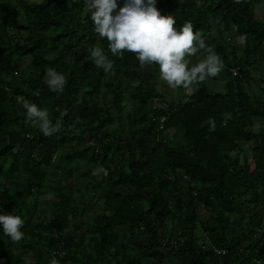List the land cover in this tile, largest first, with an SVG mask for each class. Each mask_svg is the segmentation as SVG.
<instances>
[{
    "label": "trees",
    "instance_id": "obj_1",
    "mask_svg": "<svg viewBox=\"0 0 264 264\" xmlns=\"http://www.w3.org/2000/svg\"><path fill=\"white\" fill-rule=\"evenodd\" d=\"M260 1L159 0L157 6L176 17L177 27L192 21L204 39L212 28L209 19L217 18L243 38L248 59L263 60L264 22L251 10ZM98 40L107 51L108 41L95 33L84 0H0V206L15 209L26 221L25 237L18 242L0 228V264H48L53 255L61 264H142L138 251L161 262L173 255L177 264H233L243 257L264 261V230L256 234L261 213L241 204L237 194L241 186L264 182V132L248 130L264 116V100H253L243 84L248 59L234 55L228 64L232 79L225 94L211 93L200 82L194 100L161 107L153 102L159 65H141L132 52L114 56L108 51L115 65L105 73L87 50ZM26 56L32 70L22 76L17 59ZM48 67L67 75L63 92L49 89ZM126 93L133 97L124 116ZM20 95L48 107L54 119L65 112L61 130L45 136L26 124ZM209 117L215 118V130L205 123ZM172 127L181 129L185 143L166 139ZM86 137L90 144L81 145ZM250 140L253 169L242 145ZM59 158L72 167L61 169ZM95 162L107 170L100 178L89 177L86 169ZM46 185L54 196L46 202L55 212L49 220L34 218ZM94 196L112 215L86 219L98 234L91 252L77 230ZM246 210L250 222L243 230ZM71 218L76 220L72 227ZM170 218L179 233L165 242L161 234ZM197 225L203 231L200 245L194 239ZM214 247L227 253L217 255ZM13 248H21L17 259ZM129 249L137 252L130 255ZM27 253L35 261L26 259Z\"/></svg>",
    "mask_w": 264,
    "mask_h": 264
},
{
    "label": "clouds",
    "instance_id": "obj_2",
    "mask_svg": "<svg viewBox=\"0 0 264 264\" xmlns=\"http://www.w3.org/2000/svg\"><path fill=\"white\" fill-rule=\"evenodd\" d=\"M159 0H84L86 12L94 25V31L108 41L107 51L101 45L88 46L94 64L105 73L114 71V56L124 52L135 53L141 65L158 64L160 79L169 86L191 89L209 77L217 76L224 67L223 59L206 44L204 36L192 21L176 26V17L158 7ZM243 38H241L242 40ZM205 50L203 58L193 62L190 57ZM46 83L51 91L61 93L68 82L67 75L55 67L46 69ZM17 102L26 110L25 123L38 128L43 135L51 136L63 127L61 112L55 119L48 107L17 96ZM215 130L216 121L209 117L205 122ZM0 206L2 233L18 242L25 237V219L16 210L4 211ZM60 256L63 253L59 254ZM48 264H61L53 255Z\"/></svg>",
    "mask_w": 264,
    "mask_h": 264
},
{
    "label": "rangeland",
    "instance_id": "obj_3",
    "mask_svg": "<svg viewBox=\"0 0 264 264\" xmlns=\"http://www.w3.org/2000/svg\"><path fill=\"white\" fill-rule=\"evenodd\" d=\"M31 3H39L42 0H29ZM253 18L259 21L264 22V0H261L258 3H255L251 6ZM210 24L212 25V28L207 32L205 36L206 44L211 46L216 53L223 59L224 61V67L222 71L215 77H209L204 82H201L202 85L211 93H221L225 94L229 89V82L231 81L232 77L229 75V67L228 64L233 62L234 55L237 58H243L244 61L248 59L244 54L246 53V46L244 43V40H241V36H239L234 28L231 30H226L223 26V24L214 17H211L209 19ZM15 28V27H13ZM99 45V40L97 41ZM262 49H264V45L262 46ZM205 50H200L198 53L190 57V59L193 60V62H198L199 59L203 58L205 55ZM11 56H15V53H11ZM256 60L254 64L250 65L249 62L251 60ZM19 64V75L27 76L31 70V59L29 56L22 57L20 59H17ZM2 67V66H1ZM3 70V69H2ZM243 71L247 73L245 80L243 81V84L245 86V89L248 91V93L251 95L253 100L257 101H263L264 100V59L258 60V55H253L248 59L247 62L243 64ZM157 77V85H156V93L157 96L155 97L154 101L155 105L157 106H169L172 104H180L188 101H192L195 99V92L197 89V86L199 85H193L191 89H184L182 87H172L167 84V82L160 79L159 76V68L155 72ZM7 78L11 77V74H6ZM47 80V76L45 77V81ZM133 94L132 93H126L125 94V100L124 103V116H127L128 112L131 109V101H132ZM228 118V117H227ZM125 120V119H124ZM115 126V125H114ZM248 130L257 132L262 131L264 132V116L260 117L258 120L255 121L254 125L251 127H248ZM80 133V132H78ZM165 137L168 141H170L172 144L177 145L180 143H185L186 138L182 134L181 129L179 127H172L168 129L165 132ZM87 137L82 139L81 145L88 144ZM90 144V143H89ZM252 140L243 142V146L246 149L247 152V159L250 161V168L253 169V151H252ZM68 148L63 150V153L68 152ZM10 161L7 162L9 164ZM146 162V161H145ZM56 164H58L61 169L68 170L72 166L70 163H67L64 159H57ZM88 168L89 171V177H96L100 178L103 175L107 173V170L98 162L90 163L86 169ZM49 172L52 174L53 169H50ZM49 173V179H52V176H50ZM18 176V175H17ZM21 175L19 176V178ZM185 179L181 180L183 183H185ZM6 184H10V180L5 181ZM192 185H194L192 183ZM84 192V190H83ZM237 194L240 197L241 204L247 205L251 208H254L259 213H261V217L258 216V220L260 222V226L256 227V234L260 235L264 230V182L257 180L255 182V186L247 189L245 186H241ZM86 200H89L90 195L85 194ZM39 198V209L38 211L34 210V218L42 219L44 218V215L46 216L47 220L51 219L55 216V212L53 209H51L50 205L46 202L53 199L54 196L51 191L48 190L47 185L44 186L43 190H40V193L38 194ZM31 201V197H29V202ZM93 207L86 210L82 216H80L78 219V232L83 234L85 236V242L89 245H91L90 251L93 252V246L96 245V239L98 238V234L94 235L92 233L91 227L88 225L87 220L90 217H94L100 214L111 216L112 213L109 208L105 207L97 198V196H94L93 198ZM249 213L246 210L245 211V222L246 224L242 227L243 230H247V224L250 222ZM76 223V220L74 218L70 219V227H72L73 224ZM166 228L162 232L161 237L165 239V242H168L170 240L175 241L177 239V235L179 233V229L176 226V221L173 218H170L166 223ZM118 230L121 229V226L117 227ZM138 235H141L138 233ZM93 236V239H92ZM203 236L202 229L197 225L195 231H194V239L198 240V244H201V238ZM96 238V239H95ZM184 238H181L180 241H183ZM246 245H248V241H246ZM22 248V247H21ZM21 248H13L12 250V256H14V259H17L21 252ZM248 250H251V248L248 246ZM137 252L136 249L131 250L129 249L130 255L133 254L132 252ZM166 252V250L164 251ZM248 252V251H246ZM141 256V263L142 264H177L178 260L173 255H168L166 261H160V259L155 257H148L141 251L137 252ZM30 259L31 261H35L30 253L26 254V259ZM241 261H238L237 264H261L258 262H248L245 257L240 259ZM115 264V262H113Z\"/></svg>",
    "mask_w": 264,
    "mask_h": 264
},
{
    "label": "built area",
    "instance_id": "obj_4",
    "mask_svg": "<svg viewBox=\"0 0 264 264\" xmlns=\"http://www.w3.org/2000/svg\"><path fill=\"white\" fill-rule=\"evenodd\" d=\"M232 74L233 75H238L239 74V69L237 67H233L230 69ZM4 210V209H3ZM5 211V210H4ZM213 251L215 252V254L217 255H225L227 253V249H224V248H217V247H214L213 248ZM256 262L258 263H261V264H264V261L263 260H256Z\"/></svg>",
    "mask_w": 264,
    "mask_h": 264
},
{
    "label": "crops",
    "instance_id": "obj_5",
    "mask_svg": "<svg viewBox=\"0 0 264 264\" xmlns=\"http://www.w3.org/2000/svg\"><path fill=\"white\" fill-rule=\"evenodd\" d=\"M233 264H237V263H233Z\"/></svg>",
    "mask_w": 264,
    "mask_h": 264
}]
</instances>
